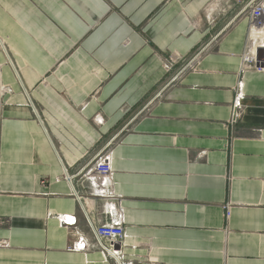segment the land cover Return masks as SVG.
<instances>
[{
    "label": "crops",
    "instance_id": "crops-1",
    "mask_svg": "<svg viewBox=\"0 0 264 264\" xmlns=\"http://www.w3.org/2000/svg\"><path fill=\"white\" fill-rule=\"evenodd\" d=\"M240 10L0 0L12 62L0 52V85L13 89L0 107V264H117L89 224H109V205L124 214L125 264H264V47L251 38L262 71L241 74ZM100 152L106 185L87 174ZM80 239L87 250L68 251Z\"/></svg>",
    "mask_w": 264,
    "mask_h": 264
},
{
    "label": "built area",
    "instance_id": "built-area-1",
    "mask_svg": "<svg viewBox=\"0 0 264 264\" xmlns=\"http://www.w3.org/2000/svg\"><path fill=\"white\" fill-rule=\"evenodd\" d=\"M238 2L241 5L240 15L249 13L250 18L249 41L243 55L240 72L242 74L249 69L262 71L260 67H257V64H259V51H255L251 35L253 29L264 32V0H238ZM4 44L3 40L0 39V52H2L7 57L8 62L12 64L8 49ZM173 63V61L169 60L167 63V69H170ZM241 86L242 84L239 85V88ZM12 91L13 89L10 86L0 85V107L2 106L3 97L11 94ZM242 98V94L240 93L234 104V112L231 119L232 123H237L241 118L240 109L243 107ZM111 161L112 156L109 152H100L92 161L87 174L92 177L101 178L106 185L110 176H112ZM108 214L113 218L109 224L95 225L89 221L92 233L96 243L105 255L114 259L117 264H125L121 250H118L117 248L118 245L123 244L126 238L123 211L122 209L119 211L114 205H109ZM59 222L63 227L72 229L77 224V218L75 216L63 215L59 217ZM5 245L6 242L0 239V248L5 247ZM87 246V242L84 239H80L72 246L68 247V251L84 252L87 250Z\"/></svg>",
    "mask_w": 264,
    "mask_h": 264
},
{
    "label": "bare ground",
    "instance_id": "bare-ground-1",
    "mask_svg": "<svg viewBox=\"0 0 264 264\" xmlns=\"http://www.w3.org/2000/svg\"><path fill=\"white\" fill-rule=\"evenodd\" d=\"M251 38H254V39L260 38L262 40V43H260V47H264V32L263 31H258L257 29H253Z\"/></svg>",
    "mask_w": 264,
    "mask_h": 264
}]
</instances>
